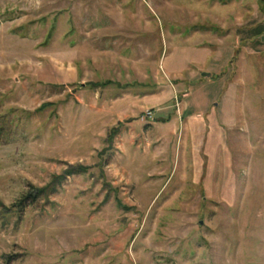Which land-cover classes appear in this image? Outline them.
<instances>
[{"label":"rangeland","instance_id":"rangeland-1","mask_svg":"<svg viewBox=\"0 0 264 264\" xmlns=\"http://www.w3.org/2000/svg\"><path fill=\"white\" fill-rule=\"evenodd\" d=\"M263 15L264 0H0V264H264ZM70 62L74 82L40 79ZM211 109L199 150L188 114Z\"/></svg>","mask_w":264,"mask_h":264},{"label":"crops","instance_id":"crops-1","mask_svg":"<svg viewBox=\"0 0 264 264\" xmlns=\"http://www.w3.org/2000/svg\"><path fill=\"white\" fill-rule=\"evenodd\" d=\"M254 7L256 9L257 4L256 5L253 4L252 14H254V13L259 14L261 12L260 8L262 7V5L260 3H258V10L257 11L256 10L254 11ZM240 8H243V6L240 5ZM232 19L234 20L235 17H233ZM238 19L240 20V22H242L243 21V15H239ZM240 22L236 21L235 24H239ZM224 23H226V22H224ZM263 23H264V15H263V18L258 17V22H254V24H257V25L263 24ZM47 70L48 69H46V68L40 69L39 70L40 71L39 77H40V79H43V78L47 79L48 82H50V83H60V84L72 83L77 78V71H76V68L72 62H70L69 64L67 63L66 65H63V68L60 70H55L54 72H51L52 74L47 72ZM97 84L98 85L96 87L101 86L100 82H97ZM93 88H95V87H93ZM188 110H190V108ZM213 112H214V109L213 110L211 109L210 111H208L204 115L199 114V113L194 114L192 111L190 112V114H188V116L190 118L188 120V125L191 128V131L189 133H191V135L194 139L193 143L196 144L195 147H197V149H199V150H200L199 147L201 145L202 146L205 145L208 147L211 145V143L210 144L208 142L206 143V141H208V139H209V141L211 140L210 139L211 138V132H209V130H210L209 129L210 127L208 128L209 125H207V127L204 128L205 127V120L204 119L206 118L207 121H209L210 123L212 121L214 122V113ZM209 115H211V116H209ZM210 117H211V119H210ZM157 120H160V118H158ZM202 129H203V132H201ZM137 134L142 136V132H137ZM127 135H128L127 138H131V139L134 136L133 132H128ZM203 152H205V151H203ZM199 165H201V164H199ZM198 168H200V167H198ZM200 170H201V168H200ZM202 174H203V170L201 171V174L199 175V179L202 176Z\"/></svg>","mask_w":264,"mask_h":264},{"label":"trees","instance_id":"trees-1","mask_svg":"<svg viewBox=\"0 0 264 264\" xmlns=\"http://www.w3.org/2000/svg\"><path fill=\"white\" fill-rule=\"evenodd\" d=\"M110 83L108 80H105L103 82L100 83L101 86H104L106 84ZM92 87H95L97 86L98 84H90ZM46 104H42L40 107L37 108V110H40V109H43V107L45 106ZM83 167L81 166H77V169L79 170H82L83 172L85 170L82 169ZM79 171H76V170H66L64 173L66 176L70 175V174H73V173H77ZM61 177H63V175H60V176H56V179H60ZM56 182H58L56 180ZM52 185V184H50ZM48 193V186L46 187H41V188H34L33 192L31 191H28L25 195L22 196L21 199H18L11 207L10 209H7L6 211H11V212H14V213H17V215L19 216L20 214V211L24 208L25 204H24V200L25 199H29V202H32L36 199H38V197H42L44 196L45 194ZM27 204V203H26Z\"/></svg>","mask_w":264,"mask_h":264},{"label":"built area","instance_id":"built-area-1","mask_svg":"<svg viewBox=\"0 0 264 264\" xmlns=\"http://www.w3.org/2000/svg\"><path fill=\"white\" fill-rule=\"evenodd\" d=\"M151 117H152L151 112L148 110H145V111L141 112V114H140V119L143 121L151 119Z\"/></svg>","mask_w":264,"mask_h":264},{"label":"water","instance_id":"water-1","mask_svg":"<svg viewBox=\"0 0 264 264\" xmlns=\"http://www.w3.org/2000/svg\"><path fill=\"white\" fill-rule=\"evenodd\" d=\"M202 75L207 76L209 73H202ZM197 223H201V219H198Z\"/></svg>","mask_w":264,"mask_h":264}]
</instances>
